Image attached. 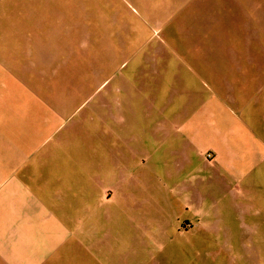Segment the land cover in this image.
I'll return each mask as SVG.
<instances>
[{
    "label": "crops",
    "instance_id": "crops-1",
    "mask_svg": "<svg viewBox=\"0 0 264 264\" xmlns=\"http://www.w3.org/2000/svg\"><path fill=\"white\" fill-rule=\"evenodd\" d=\"M188 3L144 0L163 32L145 51L151 28L118 14L84 13L80 41L69 28L38 61L0 36V264H120L151 198L185 234L207 226L233 124L264 134V0ZM91 86L105 93L81 99Z\"/></svg>",
    "mask_w": 264,
    "mask_h": 264
},
{
    "label": "rangeland",
    "instance_id": "rangeland-1",
    "mask_svg": "<svg viewBox=\"0 0 264 264\" xmlns=\"http://www.w3.org/2000/svg\"><path fill=\"white\" fill-rule=\"evenodd\" d=\"M188 1L189 6L196 2ZM143 3L144 0H0V36L9 37L10 50H22L21 45L26 42L25 49L38 61L40 56L46 58L44 53L51 50L52 40L58 41L69 28L73 39L80 41V21L82 15L87 17L84 13L110 18L118 14L138 28L141 25L147 30L151 28L149 43L144 48L143 44H137L140 51H145L160 42L163 32L160 29L158 36L154 32L158 26L147 16ZM63 54L54 51L50 64L62 62ZM104 93L105 90L98 94L91 86L83 91L81 99L96 100ZM231 109L236 119L240 111L233 105ZM82 115L77 113L71 120ZM245 124H233L245 131L228 136L231 152L227 155L230 163L227 162L229 169L225 174L226 197L216 198L214 203L213 197H208L201 204L206 215L199 220L207 226L200 232L185 234L182 227L185 222L172 217L175 202L169 199L165 208L151 198L150 208L143 211L147 213L145 221L150 231L135 234L133 249L120 245V264H264V134L258 132L257 123H249L248 127ZM201 168L204 173V167ZM214 168L212 176L218 172L217 166ZM180 227L182 231L178 232ZM142 244L151 247L141 248Z\"/></svg>",
    "mask_w": 264,
    "mask_h": 264
},
{
    "label": "built area",
    "instance_id": "built-area-1",
    "mask_svg": "<svg viewBox=\"0 0 264 264\" xmlns=\"http://www.w3.org/2000/svg\"><path fill=\"white\" fill-rule=\"evenodd\" d=\"M208 156L210 157L211 155H210V154H208Z\"/></svg>",
    "mask_w": 264,
    "mask_h": 264
}]
</instances>
